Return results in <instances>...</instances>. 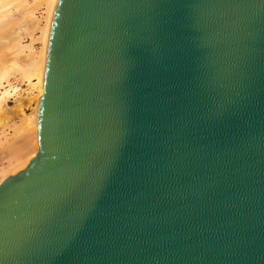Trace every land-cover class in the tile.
<instances>
[{
    "label": "water",
    "instance_id": "95a60500",
    "mask_svg": "<svg viewBox=\"0 0 264 264\" xmlns=\"http://www.w3.org/2000/svg\"><path fill=\"white\" fill-rule=\"evenodd\" d=\"M38 141L0 264H264V0H58Z\"/></svg>",
    "mask_w": 264,
    "mask_h": 264
},
{
    "label": "bare ground",
    "instance_id": "6f19581e",
    "mask_svg": "<svg viewBox=\"0 0 264 264\" xmlns=\"http://www.w3.org/2000/svg\"><path fill=\"white\" fill-rule=\"evenodd\" d=\"M38 1L32 4L29 3L28 0H0V117H3L5 114V107L2 102L7 97L15 96L19 93V87L10 82V76L13 72L20 70V73H22L20 76L28 81L32 89L38 92L36 95L29 97L30 101H35L34 112L32 114L24 113L22 101L16 104L23 113V120L20 127L26 132H33L39 147V103L44 93L49 36L58 0ZM41 4L45 5L43 23H41L40 19L34 17V12L32 10L37 5ZM23 29H27L28 33L40 29L42 46L40 50L30 53L29 55L11 57L8 49L10 50V48L15 45ZM12 60L16 62L13 66L10 65ZM36 155L37 152L32 153L30 158L27 159V162L20 165V170L24 169ZM2 181L3 179L0 181V184Z\"/></svg>",
    "mask_w": 264,
    "mask_h": 264
},
{
    "label": "rangeland",
    "instance_id": "374dc122",
    "mask_svg": "<svg viewBox=\"0 0 264 264\" xmlns=\"http://www.w3.org/2000/svg\"><path fill=\"white\" fill-rule=\"evenodd\" d=\"M37 1L28 0L32 4ZM32 10L34 17L40 19L41 23H43L45 5H37ZM23 30L15 45L10 50L8 49L11 57L29 55L40 50L42 46L40 29L35 31L29 30L30 33H28L27 29ZM15 63L12 60L10 65L13 66ZM20 75L22 73L18 70L10 76V82L19 87V93L15 96L7 97L2 102L5 107V114L3 117H0V181L9 175L18 173L19 171L17 170H20V165L27 162L32 153H38L39 149L33 132H26L21 129L20 125L23 120V113L16 105L19 101H22L24 113L32 114L34 112L35 101H30L29 97L36 95L38 92L32 89L28 81L24 80Z\"/></svg>",
    "mask_w": 264,
    "mask_h": 264
}]
</instances>
